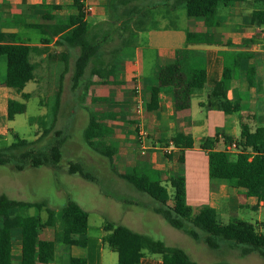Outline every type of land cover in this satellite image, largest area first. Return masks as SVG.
<instances>
[{"label": "crops", "instance_id": "0c3cea01", "mask_svg": "<svg viewBox=\"0 0 264 264\" xmlns=\"http://www.w3.org/2000/svg\"><path fill=\"white\" fill-rule=\"evenodd\" d=\"M92 1L100 4L107 2L84 0L82 21L88 27L107 21L103 11L97 14V8ZM171 2L172 0L152 2L147 9L148 23L141 30L131 33L125 46L115 57V78L106 86L98 85V79L92 78L93 84L86 92L89 102H77V107L83 111L89 107L87 119L89 120L90 113H95L107 129L108 132L96 141L116 148L115 159L112 164L108 162L113 173H121L131 168L141 172L154 171L159 174L162 185L168 191L169 188L172 189V179L182 169L186 203L194 212L207 206L214 209L219 224L242 222L263 234L264 196H250L245 189L236 188L232 184L210 181L207 152L201 146L205 141L215 139L213 150H227L229 145L224 143V138H232V143L238 140L241 124L246 125L252 132L258 128L264 130V24H258L255 17L256 13H261L260 22L264 23V3L259 0H244L232 5L220 2L216 8L217 25L206 28L201 20L187 18L184 5L172 8ZM71 5L72 0H0V34L13 35V44L29 47L28 61L33 68L32 80L21 92H17L6 85L5 62L6 75L0 82V136H5L10 131L8 122L20 115L16 114L12 120H8V101L25 105V101L34 93L40 92L46 75L52 77L53 87L50 89L55 90L56 80L52 75H56V72L52 71H64L66 58L67 71H73L77 55H73L72 51L76 49H68L56 43L63 34L58 29L67 27L68 19L75 15ZM89 6L93 7L92 13L87 11ZM181 10H184L185 21L180 25L178 19ZM96 16L98 22H91L90 19ZM40 27L44 30H40ZM30 31H38L41 37L30 38ZM187 32L196 35L190 42L186 39ZM179 50L185 52L194 67L204 70V86L192 90L190 108L187 110L174 111L164 89L158 92L156 106L148 110L146 104L149 102L151 89L157 86L159 67L171 64ZM226 61L236 75L230 82L226 98L232 105H239L241 108L239 112L231 114L206 107L211 91L222 77ZM248 77H251L253 86L248 84ZM28 84L32 85L29 89ZM135 86L139 87V96L144 104L140 119L147 133L145 149L136 141ZM21 94L28 95V99L24 100ZM38 102L37 100V104ZM26 110L25 105L23 113ZM41 115L42 112L38 111L34 117ZM177 134L190 136L193 142V147L183 152V164L178 162L180 149L171 146L169 158L161 150L169 147L171 139ZM229 153L234 160L237 151ZM118 160L125 162L122 168L117 166ZM39 170L27 168L19 173ZM83 181L85 180L81 178V182ZM12 193L5 196L15 201L34 203L25 200L22 190ZM56 194L59 197L65 196L59 190ZM43 210L46 212L45 217L41 216ZM49 211L52 210L48 207L37 211L41 223L39 238L54 243V254L47 263L37 264H67L68 258L84 259L87 264H117V254L104 240L109 234L105 230L107 224L123 225L135 233L150 235L140 223H118L111 220L90 227L88 222L86 235L79 238L85 240V246L65 245L60 241L63 231L60 212L53 211L54 224L47 226ZM18 214L20 213L16 210L10 213L12 216ZM246 218L249 222L244 220ZM147 220L152 221L155 232L162 237L157 241L163 242L167 247L177 248L172 244L171 237L178 234L179 230L170 227L154 209L146 215ZM10 239L11 263L21 264V230L12 228ZM142 253L139 264H162L161 255L150 254L146 249Z\"/></svg>", "mask_w": 264, "mask_h": 264}, {"label": "trees", "instance_id": "16d2710c", "mask_svg": "<svg viewBox=\"0 0 264 264\" xmlns=\"http://www.w3.org/2000/svg\"><path fill=\"white\" fill-rule=\"evenodd\" d=\"M154 0H107V21L88 27L82 20L84 17V0H72L71 7L75 15L68 19L67 27L58 29L63 33L58 45L68 49H77L78 54L73 64L72 87L75 89L82 84L87 92L93 84L92 78L98 79V85L106 86L115 78L116 67L114 60L116 55L125 46L127 38L133 31L141 30L148 21L147 4ZM244 0H172L170 7L176 8L184 5L186 16L189 20H201L206 28L217 25L216 8L220 2L232 5ZM264 3V0H259ZM127 10L131 14H139L141 20L131 25H121ZM260 14L256 13L257 23L260 22ZM74 23L76 25H74ZM74 25L73 27H71ZM44 30L43 27L39 28ZM196 35L187 32L186 39L192 41ZM115 46L107 50L109 39H114ZM13 35L0 34V58L7 63L6 85L8 88L21 92L25 85L33 78V68L28 61L29 47L13 44ZM68 59L65 60L64 71L60 74V82L67 71ZM233 62L231 63V65ZM237 65V64H236ZM235 71L229 68V62H224V69L220 81L209 95L207 108H216L225 114L236 113L241 110L239 105H232L227 100L226 94L231 80L235 77ZM248 84L253 86L251 77ZM113 82V81H112ZM204 70L194 67L192 61L182 50L176 51L175 59L171 64L159 67L157 72V86L150 91V99L146 104L148 110H152L157 104V95L160 89H164L169 96L174 111H183L190 108L191 93L194 89L204 86ZM61 86L55 94L54 111H58L60 104ZM24 100L28 95L21 94ZM25 110L23 103L8 101L7 118L12 120L16 114ZM51 129L43 131L41 136L34 140L16 139L10 144L4 145L0 136V166L10 165L15 171L20 172L27 168L38 169L49 167L59 169L62 159V147L65 136L55 132L58 138L46 149L37 148V143L50 133ZM107 129L102 125L101 119L95 113L89 114L87 126L83 132V141L87 148L110 164L115 159L117 150L111 145L96 141L102 137ZM232 138L225 137L224 143L229 145ZM214 140H207L201 149L207 152L209 180L222 181L232 184L236 188L245 189L250 196H264V130L250 131L246 125L241 124L240 137L236 140V155L232 160V154L227 150H213ZM174 148L180 149L178 162L184 163V151L193 147L190 136L177 134L171 139ZM168 146V144H167ZM169 158V155H166ZM68 175H78L85 181L95 182L93 175L88 173L81 164L69 163L65 169ZM119 179L124 180L135 190L154 200L158 206L154 212L160 215L170 227L182 231L188 237L197 241L204 235L203 242L211 250L219 249V241L232 243L241 247L243 256L255 252L264 259V235L258 233L253 227L242 222L221 225L216 220V213L210 207H203L198 212L187 205L185 196V179L183 170L180 169L172 179L173 194L170 196L167 188L162 185L159 174L156 172H141L131 168L122 173L116 172ZM45 202L26 203L11 200L5 195H0V264L11 263V239L10 230L19 228L22 234V260L21 264L47 263L54 254V243L41 240L39 230L41 228L40 217L21 215L29 208L40 211L46 208ZM20 214L12 216V211ZM63 231L60 241L65 245L76 244L85 246V240L79 239L86 235L88 227V214L76 202L68 201L60 211ZM54 213L49 211L47 226H53ZM105 230L109 232L105 242L117 254V264H139L143 257L142 251L150 254H158L162 257V264H197L192 261L187 253L180 248L167 247L163 242L153 240L149 236L131 231L123 225L107 224ZM67 264H87L84 259L68 258Z\"/></svg>", "mask_w": 264, "mask_h": 264}, {"label": "rangeland", "instance_id": "374dc122", "mask_svg": "<svg viewBox=\"0 0 264 264\" xmlns=\"http://www.w3.org/2000/svg\"><path fill=\"white\" fill-rule=\"evenodd\" d=\"M92 3L97 8V14L103 11L107 17L106 4H100L97 1H92ZM151 4L153 3L147 4V9ZM131 12L130 10L125 12L130 18L123 17L122 22H120L121 25H131L133 22L141 20L139 14H131ZM179 14L181 16L178 23L181 25L185 21L184 10L179 11ZM97 18V16L91 18L90 21L98 22ZM29 35L32 39L41 37L38 31H30ZM114 40L115 37L109 39V44L105 46L107 50L115 46ZM72 53L77 55L78 50L76 49ZM5 65V59L0 58V82L5 79ZM52 72H56V75H52L56 80L55 90L50 89L53 87L52 77L46 75L40 92L34 93L25 101L26 112L17 115L13 121L8 122L10 131L1 137L4 145L10 144L18 138L34 141L41 136L44 130L50 128V133L36 145L37 148L46 149L58 139L55 137V132L62 133L65 140L61 149L60 168L41 167L38 172L19 173L10 165L0 166V195H12V192L22 190L24 193L22 196H25V200L34 203L45 202L47 207L55 212H60L68 201H73L88 213L90 227L111 220L118 223L121 221L134 222L140 223L153 240L162 239L155 232L152 221H146V215L150 213L151 209L158 206L157 203L147 195L135 190L124 180L119 179L117 174L108 167L109 163L85 145L83 132L88 121L89 107L83 111L76 104L89 100L82 84L75 89L72 87L73 71H66L61 82L59 78L62 71ZM28 85H30L27 86L28 89L32 87L31 84ZM59 86H61L60 104L55 113V94ZM37 100L39 101L38 104ZM38 111H41L42 115L34 117ZM69 163L81 164L88 173L94 176L96 181L81 182L78 175L66 174L65 169ZM116 163L119 168L125 164L119 160ZM57 190L65 196L59 197L56 194ZM168 192L172 195L173 189L169 188ZM23 214L37 215L38 212L35 208H31L23 211ZM41 216H46L44 210L41 212ZM244 220L249 222L247 218ZM177 233L171 237L173 239L172 244L184 250L189 258L197 264H264V259L259 254L252 252L243 256L241 247L232 243L219 241V249L211 250L204 244L203 234H200L199 240L194 241L181 231ZM262 233L264 235V230Z\"/></svg>", "mask_w": 264, "mask_h": 264}, {"label": "built area", "instance_id": "2783aa9c", "mask_svg": "<svg viewBox=\"0 0 264 264\" xmlns=\"http://www.w3.org/2000/svg\"><path fill=\"white\" fill-rule=\"evenodd\" d=\"M87 11L92 13L93 7L89 6L87 8ZM134 90H135V93H136L134 112L137 115L136 123H135V125H136V141H137L138 145L142 149H145V140L147 138V133L143 129L142 122H141V119H140V116L144 112V104H143L142 98L139 96V87L135 86ZM171 146H172V144L169 143V147H165V148L161 149L162 152L164 154L168 155L170 153ZM227 151L228 152L236 151L235 143H231L230 146H228Z\"/></svg>", "mask_w": 264, "mask_h": 264}]
</instances>
